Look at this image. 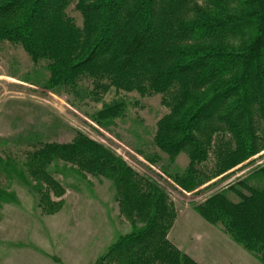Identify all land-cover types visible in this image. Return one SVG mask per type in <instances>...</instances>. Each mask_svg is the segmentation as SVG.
Wrapping results in <instances>:
<instances>
[{
  "label": "trees",
  "instance_id": "trees-1",
  "mask_svg": "<svg viewBox=\"0 0 264 264\" xmlns=\"http://www.w3.org/2000/svg\"><path fill=\"white\" fill-rule=\"evenodd\" d=\"M71 4L81 27L66 14ZM3 42L19 45L34 64L47 62V89L86 79L95 97L112 88L161 95L168 113L156 123L153 145L170 162L187 155L185 174L173 178L187 192L203 184L197 167L213 148L214 177L264 150V0H0ZM120 110L107 107L95 120ZM57 161L112 181L120 214L141 225L118 237L96 264H197L167 240L176 214L165 192L82 134L68 144H42L18 162V175L37 183L48 214L61 204L49 200L50 191L64 194L47 171ZM5 162L0 158V169L17 172L18 164ZM252 177L264 180V167ZM237 186L248 195L230 186L239 201L220 192L194 210L264 264V184Z\"/></svg>",
  "mask_w": 264,
  "mask_h": 264
},
{
  "label": "rangeland",
  "instance_id": "rangeland-1",
  "mask_svg": "<svg viewBox=\"0 0 264 264\" xmlns=\"http://www.w3.org/2000/svg\"><path fill=\"white\" fill-rule=\"evenodd\" d=\"M66 14L81 27L74 4ZM48 77L46 61L34 64L19 45L0 43V158L19 165L17 172L0 169V191L6 198L0 202V264H96L118 237L141 227L120 214L108 179L79 174L70 164L54 162L47 171L64 194L56 197L50 191L49 200L61 204L57 212L48 214L37 183L20 178L19 163L28 152L42 144H68L77 134L101 144L138 178L165 192L176 214L167 240L180 253L197 264H261L233 242L222 225H210L194 208L220 192L232 202L239 201L227 188L248 195L237 186L241 180L254 187L264 184L263 179L248 178L264 167V150L214 177L213 148L208 160L197 167L203 184L187 192L173 180L185 174L187 155L181 153L170 162L153 145L156 123L168 113L161 95L141 97L112 88L95 97L89 80H80L74 88L47 89ZM113 105L121 107L118 117L95 120ZM153 158L154 164L148 160Z\"/></svg>",
  "mask_w": 264,
  "mask_h": 264
},
{
  "label": "crops",
  "instance_id": "crops-1",
  "mask_svg": "<svg viewBox=\"0 0 264 264\" xmlns=\"http://www.w3.org/2000/svg\"><path fill=\"white\" fill-rule=\"evenodd\" d=\"M199 264H201V263H199Z\"/></svg>",
  "mask_w": 264,
  "mask_h": 264
}]
</instances>
